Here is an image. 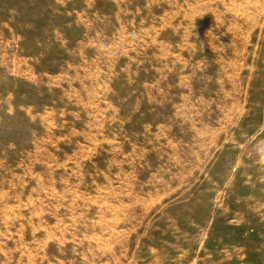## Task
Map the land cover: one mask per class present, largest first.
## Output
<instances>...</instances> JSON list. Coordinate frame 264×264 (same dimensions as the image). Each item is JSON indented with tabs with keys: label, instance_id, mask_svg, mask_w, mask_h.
Masks as SVG:
<instances>
[{
	"label": "rangeland",
	"instance_id": "rangeland-1",
	"mask_svg": "<svg viewBox=\"0 0 264 264\" xmlns=\"http://www.w3.org/2000/svg\"><path fill=\"white\" fill-rule=\"evenodd\" d=\"M264 264V0H0V264Z\"/></svg>",
	"mask_w": 264,
	"mask_h": 264
},
{
	"label": "built area",
	"instance_id": "built-area-1",
	"mask_svg": "<svg viewBox=\"0 0 264 264\" xmlns=\"http://www.w3.org/2000/svg\"><path fill=\"white\" fill-rule=\"evenodd\" d=\"M127 264H132V263H127Z\"/></svg>",
	"mask_w": 264,
	"mask_h": 264
}]
</instances>
